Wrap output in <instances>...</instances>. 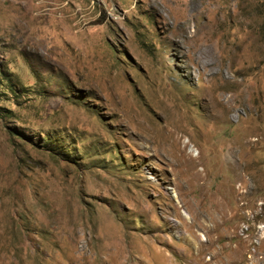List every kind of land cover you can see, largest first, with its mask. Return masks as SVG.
I'll return each instance as SVG.
<instances>
[{"label": "rangeland", "instance_id": "1", "mask_svg": "<svg viewBox=\"0 0 264 264\" xmlns=\"http://www.w3.org/2000/svg\"><path fill=\"white\" fill-rule=\"evenodd\" d=\"M0 264H264V0H0Z\"/></svg>", "mask_w": 264, "mask_h": 264}, {"label": "bare ground", "instance_id": "2", "mask_svg": "<svg viewBox=\"0 0 264 264\" xmlns=\"http://www.w3.org/2000/svg\"><path fill=\"white\" fill-rule=\"evenodd\" d=\"M179 137V136H178Z\"/></svg>", "mask_w": 264, "mask_h": 264}]
</instances>
